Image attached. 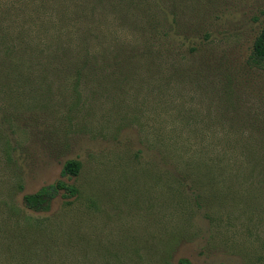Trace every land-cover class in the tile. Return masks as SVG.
<instances>
[{"label": "rangeland", "instance_id": "1", "mask_svg": "<svg viewBox=\"0 0 264 264\" xmlns=\"http://www.w3.org/2000/svg\"><path fill=\"white\" fill-rule=\"evenodd\" d=\"M100 1L0 0V264H264V0Z\"/></svg>", "mask_w": 264, "mask_h": 264}, {"label": "trees", "instance_id": "2", "mask_svg": "<svg viewBox=\"0 0 264 264\" xmlns=\"http://www.w3.org/2000/svg\"><path fill=\"white\" fill-rule=\"evenodd\" d=\"M106 0L100 1L105 3ZM253 58L255 61L262 62L264 64V27L259 32L254 45H253ZM81 170V163L78 161H68L62 171L63 176H77ZM61 190L67 191L70 197L77 194L75 188H69L63 183L52 184L41 188L35 194L26 195L24 201L26 206L31 209L29 211L35 213H46L49 210H45L49 207L53 198H55Z\"/></svg>", "mask_w": 264, "mask_h": 264}]
</instances>
